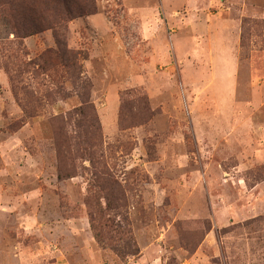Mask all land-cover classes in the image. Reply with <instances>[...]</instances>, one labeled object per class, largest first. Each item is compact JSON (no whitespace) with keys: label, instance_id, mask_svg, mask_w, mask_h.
Wrapping results in <instances>:
<instances>
[{"label":"rangeland","instance_id":"rangeland-1","mask_svg":"<svg viewBox=\"0 0 264 264\" xmlns=\"http://www.w3.org/2000/svg\"><path fill=\"white\" fill-rule=\"evenodd\" d=\"M65 40L93 162L60 155L79 89L25 70L53 32L0 19V264H264V0H98ZM95 172L120 185L109 205Z\"/></svg>","mask_w":264,"mask_h":264},{"label":"trees","instance_id":"trees-1","mask_svg":"<svg viewBox=\"0 0 264 264\" xmlns=\"http://www.w3.org/2000/svg\"><path fill=\"white\" fill-rule=\"evenodd\" d=\"M98 0H0V19L9 26L15 40H23L28 37L52 31L56 40L57 49H47L36 58L30 60L25 70L33 75H43L54 80L58 79L62 83L68 81L74 90L79 89L81 104L69 113V118L76 122L73 133L65 135L60 141L59 149L62 161L69 158L72 162L75 156H87L91 162L94 155V148L97 146L96 138L100 132L98 118L95 108L89 99L90 83L83 78V66L81 60L84 55L81 50L73 49L69 46L66 38L68 24L80 18L93 15L97 11ZM15 80V77H13ZM59 90V88L57 89ZM126 95V94H123ZM135 101H146L147 97L143 91H135L132 94ZM146 99V100H145ZM123 103L126 98L122 97ZM84 135V136H83ZM109 174L102 176L94 173L96 179V189L99 193H107L105 196L107 205L111 204L109 195L119 194L121 191L118 181L106 178ZM71 177L63 167H60L59 178ZM96 193V191H95ZM97 195H92L87 204L91 209L100 214L102 206L100 201H95ZM98 204V205H97ZM113 204V203H112ZM109 226V225H107ZM94 231L96 230L93 224ZM96 239L103 243L99 231H95ZM111 241L110 237L105 239ZM120 256L122 251L117 248Z\"/></svg>","mask_w":264,"mask_h":264}]
</instances>
